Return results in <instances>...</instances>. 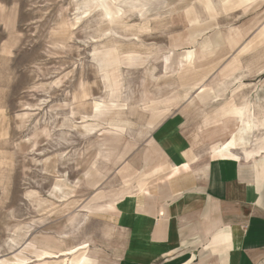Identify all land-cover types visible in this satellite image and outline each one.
I'll list each match as a JSON object with an SVG mask.
<instances>
[{"label":"rangeland","instance_id":"1","mask_svg":"<svg viewBox=\"0 0 264 264\" xmlns=\"http://www.w3.org/2000/svg\"><path fill=\"white\" fill-rule=\"evenodd\" d=\"M103 1L112 22L101 7L84 14L90 0H0V264H86L82 247L96 264H118L120 233L84 204L138 192L122 169L159 121L181 110L207 149L240 126L226 112L252 106L264 118V0L234 10L222 0ZM209 89L204 103L183 99ZM95 100L118 106L93 118ZM156 163L150 152L130 178ZM45 236L62 244L44 249Z\"/></svg>","mask_w":264,"mask_h":264},{"label":"crops","instance_id":"2","mask_svg":"<svg viewBox=\"0 0 264 264\" xmlns=\"http://www.w3.org/2000/svg\"><path fill=\"white\" fill-rule=\"evenodd\" d=\"M211 92L195 96L204 103ZM144 147L121 173L138 192L84 204L87 214L101 215L120 233L118 264L264 262V150L244 157L257 142L234 149L240 159L212 158L186 114L176 110L152 129ZM150 152L159 163L130 178L132 167L147 161ZM82 248L84 262L96 264Z\"/></svg>","mask_w":264,"mask_h":264},{"label":"bare ground","instance_id":"3","mask_svg":"<svg viewBox=\"0 0 264 264\" xmlns=\"http://www.w3.org/2000/svg\"><path fill=\"white\" fill-rule=\"evenodd\" d=\"M136 1V0H134ZM147 1H151V0H147ZM208 1V0H206ZM249 0H222L220 1L222 7L224 10H234L238 7H240L241 5H243L245 2H247ZM84 7V6H83ZM97 7H101L104 11V15L107 17V19H109L111 22L114 21V18L117 17L115 15H113L112 13H110L108 10L106 9V4L104 3L103 0H90V4L89 7H87L86 11L84 12V14L86 12H90L92 10H94ZM148 7V6H147ZM143 8V7H142ZM222 9V8H221ZM84 11V10H83ZM98 11V10H97ZM184 11V10H183ZM185 14L187 16V18L189 19V22H194L196 23V16L194 15V9L191 6H186V10H185ZM82 12V11H80ZM214 11L210 10V15L213 19L214 17ZM219 12V11H218ZM120 17V16H119ZM76 19H80L78 16L76 17ZM144 22V21H142ZM151 22V21H150ZM145 25V24H144ZM70 27V26H69ZM148 27V26H147ZM150 27V26H149ZM148 27V28H149ZM63 28V27H62ZM60 27V29H62ZM71 28V27H70ZM69 28V29H70ZM144 30V28H143ZM59 31V30H58ZM61 31V30H60ZM59 31V32H60ZM67 32V31H66ZM144 32V31H143ZM114 50L110 47H108L104 52H103V59H105V63H106V68L105 71H107V77L110 80V85L112 86V89H117L119 87V78L117 76V70H115V66H116V58L117 55L113 54ZM170 56H172V54L167 55V57L164 58L165 61H168V58H170ZM181 68V67H180ZM204 77V76H203ZM184 84V83H183ZM109 92V91H108ZM120 92V91H119ZM107 97V96H106ZM186 97H188L187 99H189L190 101L195 99L197 100V97L194 94H187L185 95V97L183 99L187 100ZM94 98V97H93ZM102 100V99H101ZM198 101V100H197ZM120 102V101H119ZM146 105V104H145ZM148 105V104H147ZM118 106L117 104H111L108 102H99V101H93L92 102V117L93 118H98L100 115L104 114L106 115L107 112H110V110H113L114 107ZM246 110L245 112H243L242 115H237L234 114L233 111H228L226 114H230L233 115L237 118L238 123H240V126L237 128V130L232 133L229 137L228 140L222 141V142H215L210 144L209 146V151H210V157L212 158H227V157H231V158H235V159H240V157L238 155H236L233 150L236 148H239L240 146H245L247 144H249V137L252 136V133L254 131L259 130L258 128L264 124V118L262 120H257L254 113H253V109L252 106H246ZM103 116V115H102ZM100 118V117H99ZM112 118V117H111ZM110 118L109 124L110 125H120V126H125L126 124L129 123V121L123 120L120 124L116 121V117L115 118ZM262 118V117H261ZM82 119V118H81ZM80 121V120H79ZM91 121V120H90ZM93 124H97L96 122H91V123H87L85 125V127L89 130H93V127L91 125ZM244 124L248 125V126H244ZM99 126V124H97ZM208 128V127H207ZM118 135V134H117ZM253 137V136H252ZM257 138V137H256ZM263 138H261L262 141ZM255 141V140H254ZM251 144V143H250ZM252 145V144H251ZM252 148V146H251ZM250 150V149H249ZM262 150H264V143H258L257 142V147L251 151H244L245 154L247 156H253L254 153H259ZM187 153V152H186ZM192 153V152H191ZM189 154V153H188ZM187 160V159H185ZM219 160V159H218ZM183 167V166H182ZM133 185V184H132ZM129 186V185H127ZM137 187V186H136ZM138 189V188H137ZM128 191V190H127ZM128 193V192H127ZM35 193L32 192V195H34ZM129 194V193H128ZM44 201V199L38 198V205H40L42 202ZM116 202V201H115ZM70 203V202H69ZM69 203H65L67 206L69 205ZM74 204V203H73ZM70 207V206H69ZM72 211V210H71ZM70 211V212H71ZM40 246L44 247V249H52V247L58 246L59 244H62V240L60 238L57 237H43L40 238L38 240V243ZM38 247V246H37ZM56 248V247H55ZM57 249V248H56ZM50 252V251H48ZM52 253V252H51ZM54 253V252H53ZM46 258V257H45Z\"/></svg>","mask_w":264,"mask_h":264}]
</instances>
